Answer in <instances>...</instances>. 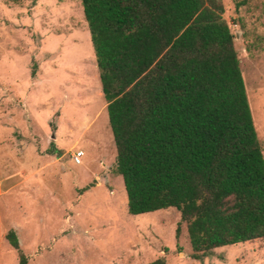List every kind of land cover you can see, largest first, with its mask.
I'll return each mask as SVG.
<instances>
[{
  "label": "rangeland",
  "instance_id": "rangeland-1",
  "mask_svg": "<svg viewBox=\"0 0 264 264\" xmlns=\"http://www.w3.org/2000/svg\"><path fill=\"white\" fill-rule=\"evenodd\" d=\"M222 3L264 156V0ZM179 222L129 213L81 0H0V264L10 231L27 264H264V238L194 260Z\"/></svg>",
  "mask_w": 264,
  "mask_h": 264
},
{
  "label": "trees",
  "instance_id": "trees-1",
  "mask_svg": "<svg viewBox=\"0 0 264 264\" xmlns=\"http://www.w3.org/2000/svg\"><path fill=\"white\" fill-rule=\"evenodd\" d=\"M81 4L129 213L179 211L194 260L264 238V156L222 0Z\"/></svg>",
  "mask_w": 264,
  "mask_h": 264
},
{
  "label": "built area",
  "instance_id": "built-area-1",
  "mask_svg": "<svg viewBox=\"0 0 264 264\" xmlns=\"http://www.w3.org/2000/svg\"><path fill=\"white\" fill-rule=\"evenodd\" d=\"M83 156V153L78 151L75 153V155L73 156V162L75 164H80V158Z\"/></svg>",
  "mask_w": 264,
  "mask_h": 264
}]
</instances>
